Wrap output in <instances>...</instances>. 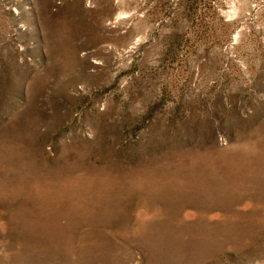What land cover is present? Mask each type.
<instances>
[{"label":"rangeland","instance_id":"obj_1","mask_svg":"<svg viewBox=\"0 0 264 264\" xmlns=\"http://www.w3.org/2000/svg\"><path fill=\"white\" fill-rule=\"evenodd\" d=\"M0 264H264V0H0Z\"/></svg>","mask_w":264,"mask_h":264}]
</instances>
